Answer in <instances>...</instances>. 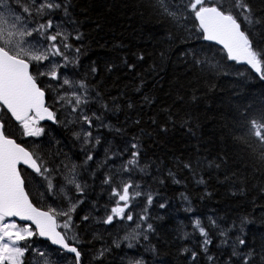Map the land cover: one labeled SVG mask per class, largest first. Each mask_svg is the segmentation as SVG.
Returning a JSON list of instances; mask_svg holds the SVG:
<instances>
[{
    "label": "trees",
    "instance_id": "1",
    "mask_svg": "<svg viewBox=\"0 0 264 264\" xmlns=\"http://www.w3.org/2000/svg\"><path fill=\"white\" fill-rule=\"evenodd\" d=\"M14 1L11 0L15 8ZM62 2L67 4L68 13L56 12L54 23L73 34L79 33L81 39L72 41L80 48L79 53H70L77 62L61 68L60 72L71 80L87 82L89 115L96 113L100 117L94 119L91 131H95L100 143L93 153H84L81 159L74 161L72 157L81 143L74 140V128L62 126L56 129L59 135H51L53 143L43 146L41 154L51 159L55 169L75 165L80 171L91 166L90 161L83 159L88 154L95 155L102 163L111 156L113 165H117L118 183L122 177L130 176L143 193L153 196L150 206L146 195L133 202L134 217L144 214L146 208L147 222L152 224L153 230L146 233L147 240L141 235L139 242L132 241L133 247L129 248V241L123 237L132 231L135 223L117 220L113 225H105L98 222L115 199L110 196L109 186L103 183L107 170L99 171L97 163L92 171L85 170L88 175L83 183L89 198L73 215V222L78 225L75 233L80 240L77 246L82 253V264H135L136 261L141 264H207L202 255V239L197 241V246L191 242L196 238V231L182 229L177 214L180 209H176V206L185 208L193 204L197 197L212 203L213 207L207 210L217 221L228 220V224L239 229H244L248 222L257 223L246 231L251 237H244V252L253 253L249 264H264L261 260L264 229L257 226L264 224V220L252 215L256 208L264 206V161L259 158L256 138L250 135V121L264 115V80L230 62L218 47L202 42L194 15L183 11L186 0H164L170 11L175 10L181 16L179 21L164 11L160 0ZM207 2L215 4L218 0ZM247 2L260 23L242 27L264 47V0ZM53 83L51 81V85ZM62 114L67 115V112ZM6 130L19 141L13 126ZM134 138L141 145L140 161L144 171L124 173L122 163L129 156ZM172 147L188 148V157L182 158ZM215 173L224 176L217 177ZM59 175L64 176L61 172ZM53 176L56 183L59 178L54 173ZM24 177L31 199L38 207L64 206L66 201L62 202L61 197L52 201L45 197L46 183L40 176L29 172ZM216 181L228 182L229 186L217 187ZM172 193L179 195L178 203L168 200ZM227 193L229 195L225 196ZM228 198L235 199L237 203L233 205L240 208L226 209V205H230L226 203ZM161 204L165 206L161 208ZM196 204L200 209L205 208ZM192 209L196 212L194 207ZM85 215L89 216L87 221L82 219ZM191 217L185 215V218ZM200 221L211 234L207 212L202 213ZM255 227L262 233L253 232ZM137 231L143 232V229ZM255 235L262 243L256 237L252 239ZM161 241L168 245L163 247ZM114 242H120V246L116 247ZM101 249L107 251L97 258ZM193 252L202 260L194 263ZM213 253L211 256L218 264H227L226 255ZM25 260L29 262V254Z\"/></svg>",
    "mask_w": 264,
    "mask_h": 264
},
{
    "label": "snow or ice",
    "instance_id": "2",
    "mask_svg": "<svg viewBox=\"0 0 264 264\" xmlns=\"http://www.w3.org/2000/svg\"><path fill=\"white\" fill-rule=\"evenodd\" d=\"M160 2L164 5V0ZM15 5L14 8L11 0L8 3L0 0V264H28L25 257L33 249L29 241L37 236L71 253L72 264H82V253L77 246L80 240L75 233L78 225L73 222V215L83 200L76 198L72 189L82 196L84 186L77 178L76 166H71L63 183H54L53 173L59 169L50 167L37 150L17 143L6 130L9 121L14 120L23 136L39 138L45 134L41 121L59 122L57 110L50 108L46 100L47 89L42 86L43 81L40 79L46 77L58 82L57 85H50L57 90L55 103L67 110L69 122L81 125L80 132L76 133L77 139L85 146L100 143L99 137L94 138L91 131L94 119L100 117L96 113L89 115L87 105L90 93L87 82L71 80L60 72L61 68L77 62L70 53L80 52V48L74 46L72 41L80 40L81 36L54 23L56 12L63 10L65 15L68 13V6L62 0H15ZM164 11L177 21L181 19L167 5H164ZM183 11L194 15L203 40L221 45L229 60L246 64L264 80V47L242 27L243 24L254 26L260 23L247 0H218L215 4H209L207 0H186ZM104 107L107 109L106 105ZM250 125V135L256 138L260 148L259 158L264 161V115L252 119ZM130 149L121 170L124 173L144 171L140 161L141 145L135 138L130 143ZM92 159L91 154L86 156L87 161ZM21 164L45 181V194L66 201L64 206L38 207L26 188L25 177L19 167ZM103 183L109 186L110 196L115 199L98 222L105 225H113L117 220L135 223L132 231L123 237V240L129 241V248L133 247L132 241L139 242L141 235L147 240L146 233L153 230L152 224L147 222V209L144 214L134 217L133 202L146 195V203L150 206L152 194L143 193L139 184H133L130 176L122 177L117 184L114 174H110L105 176ZM164 206L160 205L161 208ZM59 218H63L62 221ZM82 219L87 221L89 216L85 215ZM212 224L216 225V221L213 220ZM193 226L204 238L203 251L207 253L208 245L212 243L208 231L199 219ZM138 229H143V232ZM220 235L227 237V232L221 230ZM114 243L116 247L120 246V242ZM222 243L226 244L228 240ZM245 244L244 239L237 237L232 245V255L240 258V264H249L253 259L251 251H240ZM105 251L107 249H101L97 258L103 257ZM38 255L44 257L45 252L38 250ZM192 259H196L194 252ZM208 260L212 262L213 257L209 255ZM261 260L264 262V254ZM43 264H49L48 260H44ZM135 264L141 262L136 261Z\"/></svg>",
    "mask_w": 264,
    "mask_h": 264
},
{
    "label": "rangeland",
    "instance_id": "3",
    "mask_svg": "<svg viewBox=\"0 0 264 264\" xmlns=\"http://www.w3.org/2000/svg\"><path fill=\"white\" fill-rule=\"evenodd\" d=\"M9 2V0H5V3H8ZM14 3H15V1H14ZM29 39H33V38H29ZM219 48V47H218ZM221 49V48H220ZM222 50V49H221ZM223 51V50H222ZM223 53L226 55V57H227V54L223 51ZM228 59V58H227ZM229 60V59H228ZM231 62V61H230ZM232 63H236V62H232ZM237 64V63H236ZM238 65V64H237ZM240 66V65H239ZM244 67V66H243ZM246 68V67H245ZM41 80L43 81V85L42 86H47V87H49V89H47L48 90V93L50 94V96L52 95V96H54V97H56V95H57V90H56V88H54V90H55V93H54V90L52 89L51 90V87H50V85H51V81H49L46 77H41ZM57 81H54V83L52 84V85H57ZM62 90V89H61ZM56 94V95H55ZM51 107H53V108H55L59 113H61L62 114V111H65V112H67V110L66 109H64V108H62V107H60V105H58V104H56L55 103V100L53 101H51ZM66 116H68V113H67V115ZM70 120V117L68 116V121ZM41 125H50L51 123L50 122H43V123H40ZM72 125L74 126V123H72ZM13 128H15V129H17V130H19L21 133H22V130L19 128V126L18 125H13ZM80 132V131H79ZM29 138V137H28ZM76 138H77V136H76ZM79 142H81V140H79V139H77ZM183 145H185V143L183 144ZM172 151H177V152H179L180 153V155H181V157L182 158H187L188 157V148L186 149V148H183V149H181V150H179L178 149V147H172V149H171ZM194 150V149H193ZM87 152H91V151H83V150H79V151H75L74 152V155H73V157H72V160H74V161H76V160H79V159H81L82 157H83V155H84V153H87ZM46 155V154H45ZM47 156V155H46ZM44 158H45V160H46V162L49 164V165H51V159L49 158V157H45L44 156ZM47 158V159H46ZM101 160V159H100ZM100 160H96V163L98 164V165H100V167L98 168V170L99 171H101V170H103V169H107V167H108V165H110V166H115V165H113L114 164V162H113V159L111 158L110 160H108V161H106V162H104V163H102V162H100ZM180 166V165H179ZM181 167V166H180ZM70 168V166H68L67 168H65L64 167V169H61V171H62V173L63 174H65L66 172H67V170ZM207 171H208V169H207ZM116 173H117V171L115 170V172L113 173L114 174V176L116 175ZM215 176H224V174H219V173H215ZM221 177V178H222ZM58 178H59V176H58ZM221 178H219L220 180H221ZM189 181H190V179H189ZM56 182H60V179H58ZM55 183V182H54ZM216 186L217 187H220V188H225V187H227V186H229V184H228V182H225V183H223L222 181L219 183V182H217L216 181ZM216 188V187H215ZM179 193H182V191L181 192H179ZM172 194H174L172 197H171V199H168L169 201H171V202H174V203H178L179 202V200H180V197H179V195L177 194V193H172ZM225 195V194H224ZM229 195V193H227L225 196H228ZM205 200L204 199H201V198H199V197H197V199H194V201H193V204H191V206L192 207H194L195 209H196V212H199V213H197V214H199V215H201L202 216V213L203 212H209L207 209H209V207H213V205H212V203L210 202V201H208V202H204ZM196 203H198V204H200V205H202L203 207H205V208H201L200 209V206L199 205H197ZM226 203H228V204H230V205H226V209H229V210H234L235 208H237V207H239L240 205H233V203H237L236 202V200L235 199H233V198H228V202H226ZM225 203V204H226ZM82 205V204H81ZM240 208V207H239ZM207 210V211H206ZM238 211H235V213H237ZM192 213H195V211H193L192 210ZM171 215L169 214V215H167V219H169V217H170ZM191 222L194 224L195 222V220H197L198 219V217L197 216H192L191 218ZM226 220H227V218H226ZM164 221V220H163ZM213 221V220H212ZM216 221V220H215ZM236 221H234V223H235ZM218 221H216V225H213L212 223V231H213V236L211 235V234H209V237H210V239L212 240V243L210 244V245H208V251H207V253H205L204 251H203V237L202 236H200V234H198L197 236H196V238L195 239H193V240H191V242H193V244L195 245V246H197V241L199 240V239H202L201 241H200V245L202 246V255H203V259H206V261H207V264H213V263H215V264H218V262H217V259H215V260H213L212 262H210L209 260H208V256L209 255H211L213 252V248L215 249V250H218V252H214L213 254H215L216 256L217 255H226L227 257H228V259H227V264H234V263H237V264H240V258L239 257H236V256H233L232 255V245H233V242H235L236 241V239H237V237H240V238H242L243 239V237L245 236V235H247V236H249V237H251L250 236V234L249 233H247V234H245V228L244 229H239V228H237V227H235V226H233V224L232 223H229V224H231L229 227H225V228H222V227H219V225H218ZM227 223H228V220H227ZM257 223H254V222H252V223H250V222H248V223H246L245 224V226H249V227H251L252 225L254 226V225H256ZM258 226V225H257ZM219 227V228H218ZM221 230H225L226 232H227V237H222L221 235H220V231ZM253 232H258L256 229H254L253 230ZM253 232H251V233H253ZM231 233H233V235L234 236H231ZM254 237H256V239H257V241H259V242H261L260 240H259V236L258 235H255V236H253L252 237V239L254 238ZM225 239H227L228 240V243H222V241L223 240H225ZM254 240V239H253ZM257 241H255L253 244H255ZM157 242H159V238L157 237ZM262 243V242H261ZM163 247H166L168 244H167V242L166 241H161V243H160ZM237 247L238 248H240V246L239 245H237ZM245 245L243 246V248H240V251H242L243 249H245ZM39 250H42V251H44L45 252V256L44 257H41L40 255H38V250H36V251H34V257H35V260H34V264H43V261L44 260H48V262H49V264H57V263H54V261H53V259L54 258H57V254L55 253V252H52V251H50V250H48V249H46L45 247H43V248H40ZM192 259V258H191ZM202 260V257H200L197 253H196V259L195 260H193L192 259V261H194V263H195V261H201ZM59 264H68L65 260H63L62 258H61V260H60V262H59Z\"/></svg>",
    "mask_w": 264,
    "mask_h": 264
},
{
    "label": "flooded vegetation",
    "instance_id": "4",
    "mask_svg": "<svg viewBox=\"0 0 264 264\" xmlns=\"http://www.w3.org/2000/svg\"><path fill=\"white\" fill-rule=\"evenodd\" d=\"M48 105L50 106V108H51V98L50 99H48ZM63 116V117H62ZM57 120L59 121V124L57 125V123H54V124H50V125H41V126H43L44 127V129H45V134L42 136V137H39V138H33V137H26V139H27V141H29L33 146H35V150H37L39 153H40V155L42 156V154H41V152L43 153V146H51V143H53L52 141V139H51V135H59V133H57L56 132V129L57 128H62V126H65L66 128H69V126H71L72 128H74V131L73 132H75V133H77V132H79L80 131V129H81V125L80 124H77V123H74V126L72 125V123L71 122H69L68 121V116H66V115H59V116H57ZM93 132V137L95 138L96 136H95V131H92ZM74 140L75 141H77L78 143H81V147H80V149H77L76 151H79V150H83V151H91V152H89V153H93V150H94V148H95V146H96V144L95 145H92V144H90V145H87V146H85V145H83L82 144V142H79L78 140H77V138H76V136L74 137ZM93 156V159L90 161L91 162V166L90 167H88L87 169H85V170H90V171H92L91 169L93 168H96L97 167V165H96V157H95V155H92ZM43 157V156H42ZM44 158V157H43ZM83 159H86V157L85 158H83ZM82 159V161H84ZM45 160V159H44ZM47 163V162H46ZM49 165V164H48ZM50 167H52L53 169H55V167L54 166H52V165H49ZM70 168H71V166H70ZM69 168V169H70ZM68 169V170H69ZM85 170H83L82 169V171H80L79 170V168H76V172H77V178H78V180H79V182L84 186V183H83V181H86L87 180V175H88V173H86L85 172ZM104 170V169H103ZM103 170H101V171H103ZM107 175H110V174H113L114 172H115V166H110V165H108V167H107ZM60 172L62 173V171L61 170H59V171H56V172H54V174H55V176L56 177H58L59 176V179H62L61 181H60V183H63L64 182V176L65 175H68V174H63L64 176H60L59 174H60ZM89 175L92 177V179H94L95 178V176L93 175V173H91V172H89ZM106 175V176H107ZM72 191H73V193H74V196L76 197V198H79V199H81V200H83V202H87L88 201V197H87V195H86V191H85V186H84V194L82 195V196H80L79 194H77V193H75V190L74 189H72ZM47 199H49V200H53V197H51V196H49V195H46L45 196Z\"/></svg>",
    "mask_w": 264,
    "mask_h": 264
},
{
    "label": "water",
    "instance_id": "5",
    "mask_svg": "<svg viewBox=\"0 0 264 264\" xmlns=\"http://www.w3.org/2000/svg\"><path fill=\"white\" fill-rule=\"evenodd\" d=\"M197 25H198V22H197ZM205 42H207V43H209V44H212V45H214V46H216V47L221 48V49L226 53V51L223 49V47H222L221 45L216 44L215 42H211V41H205ZM229 61H231V60H229ZM231 62H235V61H231ZM236 63H237V62H236ZM237 64L240 65V66H244V67H246V68H247L248 70H250L253 74H255L256 76H258V74H256V73H255V72H254L249 66H247L246 64H244V63H237ZM12 122L16 124V122H15L14 120H12ZM43 122H50V123H53V122L50 121V120H43V121H41L40 123H43ZM7 127H11V125H10V121H9ZM13 133H16V132L13 131ZM16 142L19 143V144H21V145H23L20 139H19V141H16ZM23 146H24V145H23ZM27 148H28V147H27ZM19 167H20V169H21L23 175H24V172H25V171H28V172H31V173L34 174V175H37L32 169L28 168L27 166H25V165H23V164H21ZM116 167H117V165H116ZM116 171H117V173H116V175H115V180H116V183L118 184V177H119L118 169H117ZM123 176H124V175H123ZM26 188H27V186H26ZM27 190H28V189H27ZM87 197L89 198V195H88V194H87ZM254 214H255L256 216H258L260 219H263V220H264V206L261 207V208H256V209L254 210V212H252V215H254ZM19 223H22V224H23V223H26V222H19ZM258 226H259V227H262V228L264 229V224H263V223L258 224ZM37 239H38L39 241H41V242H45V243H47L48 246H49L50 248L55 249V250H58V251L64 253L65 255L72 257V254H71V253H67V252H65L64 250H62L61 248H59L58 246H56V245H52V244L50 243V241H48L46 238H42V237H38V236H37ZM261 263H262V262H261Z\"/></svg>",
    "mask_w": 264,
    "mask_h": 264
},
{
    "label": "bare ground",
    "instance_id": "6",
    "mask_svg": "<svg viewBox=\"0 0 264 264\" xmlns=\"http://www.w3.org/2000/svg\"><path fill=\"white\" fill-rule=\"evenodd\" d=\"M63 250V249H62ZM66 252V251H65Z\"/></svg>",
    "mask_w": 264,
    "mask_h": 264
}]
</instances>
